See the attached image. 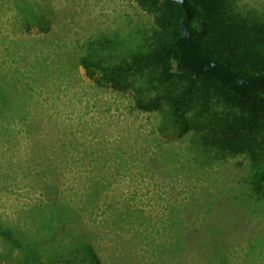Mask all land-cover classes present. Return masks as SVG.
<instances>
[{
  "label": "rangeland",
  "instance_id": "1",
  "mask_svg": "<svg viewBox=\"0 0 264 264\" xmlns=\"http://www.w3.org/2000/svg\"><path fill=\"white\" fill-rule=\"evenodd\" d=\"M43 1L47 29L23 32L0 0V61L15 68L19 93L0 120V221L35 229L47 205L66 202L83 217L65 230L84 235L101 264H264V201L249 157L165 128L133 92L101 87L79 65L91 53L127 56L152 16L134 0ZM233 6L264 24V0ZM90 191L96 200L85 206ZM0 264H15L2 241Z\"/></svg>",
  "mask_w": 264,
  "mask_h": 264
},
{
  "label": "trees",
  "instance_id": "2",
  "mask_svg": "<svg viewBox=\"0 0 264 264\" xmlns=\"http://www.w3.org/2000/svg\"><path fill=\"white\" fill-rule=\"evenodd\" d=\"M134 1L153 18L146 29L145 43L127 56H119L117 62L94 58L93 53L81 56L79 65L85 75L101 87L133 92L137 109L156 111L165 128L192 132L205 148L222 155H247L250 178L257 181L253 194L264 201V24L237 12L233 0H185L198 51L237 74L259 80L257 92L246 98L215 77L193 73L180 64L174 42L183 16L181 6L171 0ZM6 3L13 9L15 26L21 31L47 29L43 0ZM4 43L5 49L19 48L15 41ZM3 64L0 61V120L6 118L5 111L19 104L17 81L12 83L8 78V73L16 70L4 71ZM38 72L43 75L39 68ZM93 189L98 192L96 185ZM89 194L85 206L95 203L97 194ZM46 209L40 212V221L33 223L35 229L0 221V241L7 247L8 258L15 264H101L84 235L71 237L65 230V224L71 221L82 223V207L53 201ZM58 230L62 231L57 241L40 242V238L51 237Z\"/></svg>",
  "mask_w": 264,
  "mask_h": 264
},
{
  "label": "water",
  "instance_id": "3",
  "mask_svg": "<svg viewBox=\"0 0 264 264\" xmlns=\"http://www.w3.org/2000/svg\"><path fill=\"white\" fill-rule=\"evenodd\" d=\"M183 8V16L179 21L178 37L174 46L179 53V62L186 69L196 74H209L219 80L228 89L240 96L250 98L259 89L257 78L237 74L217 60L201 54L189 29L190 13L185 0H171Z\"/></svg>",
  "mask_w": 264,
  "mask_h": 264
}]
</instances>
